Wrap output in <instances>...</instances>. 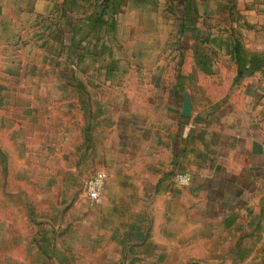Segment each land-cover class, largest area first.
Here are the masks:
<instances>
[{"label":"crops","instance_id":"1","mask_svg":"<svg viewBox=\"0 0 264 264\" xmlns=\"http://www.w3.org/2000/svg\"><path fill=\"white\" fill-rule=\"evenodd\" d=\"M218 1L0 0V82H49L56 101L61 82L81 87L67 113L84 126L19 127L25 163L36 152L38 170L77 188L106 172L104 206L116 210L154 201L170 178L179 225L199 214L183 242L226 243L231 259L264 264V0H246L238 39L222 35ZM177 172L192 184L178 186Z\"/></svg>","mask_w":264,"mask_h":264},{"label":"rangeland","instance_id":"2","mask_svg":"<svg viewBox=\"0 0 264 264\" xmlns=\"http://www.w3.org/2000/svg\"><path fill=\"white\" fill-rule=\"evenodd\" d=\"M218 2L222 35L236 39L235 29L245 21L243 11L250 10V3ZM77 69L71 66L68 78L76 72L79 80L84 72ZM60 84L63 97L56 101L46 95L52 90L49 82L43 89L34 82H0V264H244L243 258L231 259L219 249L224 243L183 242V231L194 236L199 214L187 213L193 226L179 225L181 188L170 178L157 185L154 201L145 195L116 210L106 208L104 200L91 205L86 181L77 188L64 179V171L53 176L38 170L36 152L28 154L32 163H25L19 154L20 126H84L82 112L67 113L74 89L81 87ZM37 90L44 94L40 100L23 97Z\"/></svg>","mask_w":264,"mask_h":264},{"label":"built area","instance_id":"3","mask_svg":"<svg viewBox=\"0 0 264 264\" xmlns=\"http://www.w3.org/2000/svg\"><path fill=\"white\" fill-rule=\"evenodd\" d=\"M107 180L108 174L101 171L97 172L87 181L85 193L91 205H97L102 202ZM174 182L178 186L188 187L193 182V174L190 172H177L174 176Z\"/></svg>","mask_w":264,"mask_h":264},{"label":"water","instance_id":"4","mask_svg":"<svg viewBox=\"0 0 264 264\" xmlns=\"http://www.w3.org/2000/svg\"><path fill=\"white\" fill-rule=\"evenodd\" d=\"M191 111H192V104H191V100L188 99L185 106H184L183 115L186 117H189L191 115Z\"/></svg>","mask_w":264,"mask_h":264}]
</instances>
